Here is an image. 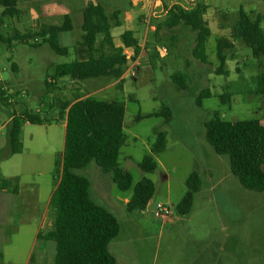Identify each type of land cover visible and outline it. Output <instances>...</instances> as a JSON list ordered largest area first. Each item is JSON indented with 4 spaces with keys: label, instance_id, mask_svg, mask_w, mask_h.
I'll return each mask as SVG.
<instances>
[{
    "label": "rangeland",
    "instance_id": "1",
    "mask_svg": "<svg viewBox=\"0 0 264 264\" xmlns=\"http://www.w3.org/2000/svg\"><path fill=\"white\" fill-rule=\"evenodd\" d=\"M196 1L166 0V7L188 8ZM201 1L207 6L204 18L211 30L205 44L208 62L201 63L192 56L194 33L187 26L168 29L161 25L144 37V14L136 6L129 14L135 20L137 39L143 43V56L133 60L129 59L132 48L125 52V69L134 75L123 82L108 76L75 81L61 77L54 82L53 74L57 64L74 58L84 6L99 2L110 14L116 9L125 11L128 0H17V11L9 15L3 14L0 6V88L24 94L15 99V107L3 104L0 96V179H11L10 187L14 183L19 186L18 193L0 187V264H53L51 244L42 247V252L35 248L37 254L29 256L37 233L50 231L53 226L54 213L48 205L57 183L64 135L61 122H24L21 150L9 154L7 120L23 110L47 117L55 112L59 100H71L76 94L124 104L125 143L118 161L132 175V186L121 191L110 173L93 161L77 170L88 179L91 199L111 211L119 222L117 235L108 243L117 264H264V190H248L239 184L227 159L216 154L205 140L203 127L217 111L228 121L258 118L264 134V97L255 91L264 57L253 58L248 47L230 36L239 7L251 18L261 16L264 33V0ZM64 15L69 16L71 27L59 34V42L67 47V53L54 52L43 39L37 45L18 42V35L39 36L42 27L62 24ZM164 17L153 18L152 23L157 25ZM221 36L233 43L225 49L223 68L227 75L215 73L219 64L216 39ZM175 72L185 74V88L171 80ZM46 80L53 84L47 87ZM203 88L210 89L212 95L196 106L194 99ZM222 93L229 94L224 103L217 97ZM162 107L171 109L169 122L161 116H147ZM156 130L166 132V146L153 155L155 170L144 173L137 164L145 154H151ZM192 170L198 171L201 188L194 194L190 211L180 214L175 205ZM143 177L152 182L153 196L145 209L130 213L125 202L133 184ZM156 202L166 204V215H153Z\"/></svg>",
    "mask_w": 264,
    "mask_h": 264
},
{
    "label": "trees",
    "instance_id": "2",
    "mask_svg": "<svg viewBox=\"0 0 264 264\" xmlns=\"http://www.w3.org/2000/svg\"><path fill=\"white\" fill-rule=\"evenodd\" d=\"M17 0H0L3 14H13ZM207 6L196 1L188 8H169L156 30L163 25L171 29L177 25L187 26L194 33L192 56L201 63L208 62L205 44L211 34L204 14ZM119 10L107 14L99 2L84 6L81 12L80 39L75 41L74 58L70 62L57 64L54 68V82L61 77L70 80L108 76L117 82L125 71L128 58L124 48H132L130 59H135L140 47L133 31L125 30L120 34V46H115L110 29L120 26ZM238 20L231 28V38L241 41L250 49L253 58L264 57V33L260 25L261 16L251 18L241 7L238 8ZM71 27L70 18L64 15L62 24L44 26L39 31L44 42L56 53H67V47L60 45L59 34ZM155 30V31H156ZM101 39L98 41V36ZM24 35H18V42H27ZM7 41V40H5ZM8 42V41H7ZM233 43L223 36L216 39L215 54L218 66L216 74L227 75L223 68L225 49ZM171 80L181 88L186 87L184 73L175 72ZM49 87L53 81L45 82ZM255 91L264 97V69L257 77ZM208 88L201 89L195 99V105L201 106L204 98L210 97ZM224 103L229 94H218ZM131 99V97H130ZM55 112L41 118L38 112L22 111L11 115L7 130L9 154L21 150L20 131L24 122L32 124L63 123V146L57 172V183L49 198V208L54 213L53 226L50 231L38 232L37 237L54 242L53 264H117L115 257L108 250L109 241L119 231L116 216L104 206L94 202L88 191V179L77 170L90 162H95L105 172L110 173L111 181L121 191L132 186V175L122 168L118 161L120 148L125 143L123 131L124 104L117 100H101L92 96L75 95L71 100H59ZM52 109V108H51ZM161 116L165 122L172 118L170 108L162 107L147 116ZM141 116H136V119ZM204 138L218 155L225 157L230 172L239 184L248 190H264V134L261 120L245 119L228 121L222 119L217 111L203 122ZM166 146V132L156 130L151 145V154H145L137 164L144 173H152L157 162L155 154L162 152ZM11 179H0L3 190L18 193V184L10 187ZM201 188V179L197 170H192L185 180V191L175 205L180 214L190 211L194 194ZM154 193L152 182L141 178L133 184L130 198L125 202L126 211L132 213L145 208Z\"/></svg>",
    "mask_w": 264,
    "mask_h": 264
},
{
    "label": "crops",
    "instance_id": "3",
    "mask_svg": "<svg viewBox=\"0 0 264 264\" xmlns=\"http://www.w3.org/2000/svg\"><path fill=\"white\" fill-rule=\"evenodd\" d=\"M167 4L168 3L166 2V0H128V4L125 5L126 6L125 7V11H123V9H116L117 11L119 10L118 19L120 21V26H115V27H112L110 29V33H111L114 45L115 46L122 45L121 41H120V34L123 31H125V30L133 31V35L137 39L136 28L133 25L135 20L133 21V19L130 18V14H129V13H133V11H134L132 9L133 7L138 6L139 7V12L144 14L143 24H144L145 27H144V35L143 36L146 37L147 36V32L149 30H153V31L156 30V24L152 23V19L153 18H158V17H160L162 15H165L166 11L169 8H172L171 5H168V7H166ZM115 37L119 38V42L115 41L116 40ZM138 45L140 47V51H139V54L136 56V58L143 56V43H141L140 40H138ZM123 51H124V53L128 52L129 48H124ZM129 52L133 53V50H132V52L131 51H129ZM161 54H162V52L160 51V55ZM126 57H127V55H126ZM130 57H129V59H130ZM127 63H128V61H127ZM12 67L15 68V65H13ZM115 81L117 82V80H115ZM10 119H11V115H10L9 119L7 120V124H9ZM46 244H48V245L51 244L53 246V252L55 253L54 242H52L50 240L40 241V239L37 238L36 242H35V245H34V248L31 251L29 257L31 258L32 254H37V253H34V252H36L35 248L39 252H42L41 248L46 246ZM40 254H42V253H40ZM40 256H43V255H40ZM30 258H29V260L31 261Z\"/></svg>",
    "mask_w": 264,
    "mask_h": 264
},
{
    "label": "built area",
    "instance_id": "4",
    "mask_svg": "<svg viewBox=\"0 0 264 264\" xmlns=\"http://www.w3.org/2000/svg\"><path fill=\"white\" fill-rule=\"evenodd\" d=\"M189 3L192 4L193 0H189ZM41 36H30L27 38V42L30 44L37 45L42 41ZM164 51V49H163ZM134 75L133 71H130L129 68H126L124 73L121 76L122 80L127 79L128 77H132ZM134 78V77H133ZM1 81V78H0ZM50 81V80H48ZM0 96L3 104L5 103L6 106L15 107L18 105V101H15V99H20L24 97V94L21 91H16L15 93L11 90L6 88L5 86H2L0 88ZM16 114V113H15ZM145 209V208H144ZM169 211V208L166 206L165 203L162 202H156L153 205V215L155 217H159L162 215H166Z\"/></svg>",
    "mask_w": 264,
    "mask_h": 264
}]
</instances>
